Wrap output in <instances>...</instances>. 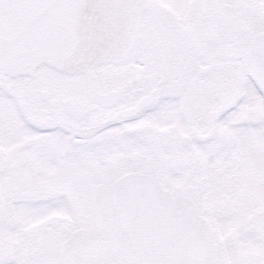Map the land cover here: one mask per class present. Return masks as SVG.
<instances>
[{
  "label": "snow or ice",
  "instance_id": "6c2138e0",
  "mask_svg": "<svg viewBox=\"0 0 264 264\" xmlns=\"http://www.w3.org/2000/svg\"><path fill=\"white\" fill-rule=\"evenodd\" d=\"M0 264H264V0H0Z\"/></svg>",
  "mask_w": 264,
  "mask_h": 264
}]
</instances>
